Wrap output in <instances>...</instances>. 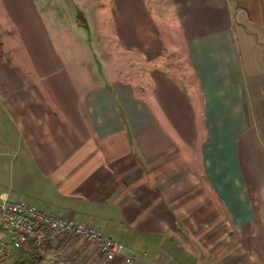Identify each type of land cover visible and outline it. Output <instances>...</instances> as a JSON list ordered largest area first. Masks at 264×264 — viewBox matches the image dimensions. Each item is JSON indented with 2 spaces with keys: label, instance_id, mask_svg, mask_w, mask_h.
I'll return each mask as SVG.
<instances>
[{
  "label": "crops",
  "instance_id": "obj_1",
  "mask_svg": "<svg viewBox=\"0 0 264 264\" xmlns=\"http://www.w3.org/2000/svg\"><path fill=\"white\" fill-rule=\"evenodd\" d=\"M96 1L116 20H96L101 68L62 53L56 1L0 0V202L87 222L136 264H264V0ZM78 239L52 264H122Z\"/></svg>",
  "mask_w": 264,
  "mask_h": 264
},
{
  "label": "built area",
  "instance_id": "obj_2",
  "mask_svg": "<svg viewBox=\"0 0 264 264\" xmlns=\"http://www.w3.org/2000/svg\"><path fill=\"white\" fill-rule=\"evenodd\" d=\"M0 222L11 236L9 241L0 239V264H8L23 250L40 248L66 235L96 244L107 262L122 259V264H136V256H139L87 222L55 216L24 201L11 202L4 198L0 202ZM148 261L162 264L156 259Z\"/></svg>",
  "mask_w": 264,
  "mask_h": 264
},
{
  "label": "rangeland",
  "instance_id": "obj_3",
  "mask_svg": "<svg viewBox=\"0 0 264 264\" xmlns=\"http://www.w3.org/2000/svg\"><path fill=\"white\" fill-rule=\"evenodd\" d=\"M56 1L55 6L52 7L50 10H47V26L51 30H55L58 34V36L61 38V43L64 45L62 49V53L66 56L69 63L72 65L74 61V57L72 56V50L77 48V51L84 52L86 47H89L91 49H94V53L97 56L98 62H95L94 60V68H101L99 62H103L104 56L103 52L100 51V41L98 40L99 32L96 30V20L97 18L102 16V11L106 12V17H109L108 20H112V24L116 23L115 18L113 16V6L111 9L104 8L101 3L97 2H90V0L87 2L86 0H77V2L72 3L70 7L68 6L67 0H52ZM94 1V0H93ZM49 2L46 1L43 4L41 8V12L45 14L43 11L44 8L49 7ZM89 6V7H88ZM107 6L108 3H107ZM72 9L70 10V8ZM51 14L56 15L55 19H53V22H51ZM73 16L75 22H71V25L69 24V17ZM95 20V22H94ZM97 38V39H96ZM6 40V39H5ZM83 40V41H81ZM7 41V44L11 45L12 47L16 46L17 43L14 41ZM113 43V42H111ZM18 49L20 56H25L24 51H20V45L18 43ZM87 50V48H86ZM88 53V52H87ZM173 55V61L175 62V66L177 68H185V61L183 62V54L181 52H175ZM133 61L130 62V68L133 67ZM90 65V64H89ZM106 66V64L104 65ZM3 228V226H1ZM4 229V228H3ZM3 231V230H2ZM72 241H74L76 244L80 241L75 236L68 235ZM2 239V238H0ZM58 240V239H57ZM82 240V239H81ZM58 241H50L43 245L40 248H37L35 253L38 251L39 256H43L45 259V264H52L56 262V259L58 258H80L81 254L78 255V252L76 253V249L73 251L66 248V250L63 246L58 249H52L54 250L53 253H47V250L51 249V246H56ZM74 243L73 246H77ZM83 245H79L78 248H83ZM49 248V249H48ZM95 247H92L89 249L90 254L94 256ZM27 252H34V250H26ZM22 253H25L23 250ZM46 254V255H45ZM15 258V256H14ZM95 261V257H93Z\"/></svg>",
  "mask_w": 264,
  "mask_h": 264
},
{
  "label": "trees",
  "instance_id": "obj_4",
  "mask_svg": "<svg viewBox=\"0 0 264 264\" xmlns=\"http://www.w3.org/2000/svg\"><path fill=\"white\" fill-rule=\"evenodd\" d=\"M34 252L22 253L20 252L18 256L9 264H41L44 260L43 256H39V252L33 249Z\"/></svg>",
  "mask_w": 264,
  "mask_h": 264
}]
</instances>
